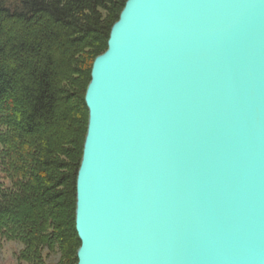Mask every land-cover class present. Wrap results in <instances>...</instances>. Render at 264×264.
<instances>
[{"label": "water", "instance_id": "1", "mask_svg": "<svg viewBox=\"0 0 264 264\" xmlns=\"http://www.w3.org/2000/svg\"><path fill=\"white\" fill-rule=\"evenodd\" d=\"M84 103L76 264H264V0H127Z\"/></svg>", "mask_w": 264, "mask_h": 264}, {"label": "trees", "instance_id": "2", "mask_svg": "<svg viewBox=\"0 0 264 264\" xmlns=\"http://www.w3.org/2000/svg\"><path fill=\"white\" fill-rule=\"evenodd\" d=\"M126 1L0 0V241L19 263H77L84 96Z\"/></svg>", "mask_w": 264, "mask_h": 264}, {"label": "rangeland", "instance_id": "3", "mask_svg": "<svg viewBox=\"0 0 264 264\" xmlns=\"http://www.w3.org/2000/svg\"><path fill=\"white\" fill-rule=\"evenodd\" d=\"M20 249L21 246L17 243L0 241V264H24L19 263L16 259ZM52 261L57 263L58 257H54Z\"/></svg>", "mask_w": 264, "mask_h": 264}]
</instances>
